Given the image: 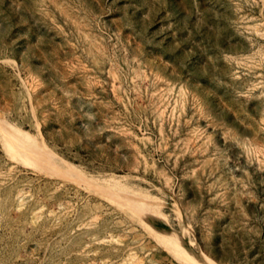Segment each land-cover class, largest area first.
I'll list each match as a JSON object with an SVG mask.
<instances>
[{
    "label": "rangeland",
    "instance_id": "374dc122",
    "mask_svg": "<svg viewBox=\"0 0 264 264\" xmlns=\"http://www.w3.org/2000/svg\"><path fill=\"white\" fill-rule=\"evenodd\" d=\"M181 246L264 264V0H0V264Z\"/></svg>",
    "mask_w": 264,
    "mask_h": 264
},
{
    "label": "bare ground",
    "instance_id": "6f19581e",
    "mask_svg": "<svg viewBox=\"0 0 264 264\" xmlns=\"http://www.w3.org/2000/svg\"><path fill=\"white\" fill-rule=\"evenodd\" d=\"M110 188L112 190H115L117 192V194H119V195H124L127 192V190L123 186H121V185H119L117 183H115L113 185V187L111 186ZM170 232H167V233H170ZM176 252L185 260H189V261H193V262L196 261L195 257L192 256V254H190L188 252V250L186 248H184V246H181L180 248H177Z\"/></svg>",
    "mask_w": 264,
    "mask_h": 264
},
{
    "label": "water",
    "instance_id": "95a60500",
    "mask_svg": "<svg viewBox=\"0 0 264 264\" xmlns=\"http://www.w3.org/2000/svg\"><path fill=\"white\" fill-rule=\"evenodd\" d=\"M185 248V247H184ZM190 254H192V256H194L195 257V259L198 261V262H200L201 264H207L206 263V260L204 259V255H203V253L201 252V256L200 255H198V254H193V253H191L190 251H188Z\"/></svg>",
    "mask_w": 264,
    "mask_h": 264
},
{
    "label": "trees",
    "instance_id": "16d2710c",
    "mask_svg": "<svg viewBox=\"0 0 264 264\" xmlns=\"http://www.w3.org/2000/svg\"><path fill=\"white\" fill-rule=\"evenodd\" d=\"M164 228H168L166 225L163 226ZM185 247L188 249V250H192L191 247L188 245V244H185Z\"/></svg>",
    "mask_w": 264,
    "mask_h": 264
}]
</instances>
